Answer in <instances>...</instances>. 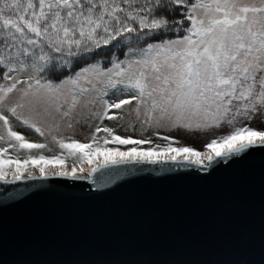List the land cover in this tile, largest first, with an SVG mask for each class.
<instances>
[{
    "label": "snow or ice",
    "instance_id": "obj_1",
    "mask_svg": "<svg viewBox=\"0 0 264 264\" xmlns=\"http://www.w3.org/2000/svg\"><path fill=\"white\" fill-rule=\"evenodd\" d=\"M81 105L83 141L61 134ZM257 114L264 0H0V264H264ZM42 203L97 210L108 251L20 258Z\"/></svg>",
    "mask_w": 264,
    "mask_h": 264
},
{
    "label": "water",
    "instance_id": "obj_2",
    "mask_svg": "<svg viewBox=\"0 0 264 264\" xmlns=\"http://www.w3.org/2000/svg\"><path fill=\"white\" fill-rule=\"evenodd\" d=\"M17 182L15 186L20 187ZM5 186L0 185V192ZM23 212L38 214L30 224H14L13 244L22 250L20 258L41 261L91 259L106 253L110 242L106 239L92 241L88 232L96 226L97 210L66 206L59 203H42ZM115 225L105 224L110 232Z\"/></svg>",
    "mask_w": 264,
    "mask_h": 264
},
{
    "label": "rangeland",
    "instance_id": "obj_3",
    "mask_svg": "<svg viewBox=\"0 0 264 264\" xmlns=\"http://www.w3.org/2000/svg\"><path fill=\"white\" fill-rule=\"evenodd\" d=\"M77 118L79 119V123H74V129L69 130L66 127L62 126L61 134L62 135H71L74 134L76 139H79L81 141L84 140V138L88 135V133L91 131L90 125H94L95 121H92L89 115V109L84 107L83 105L79 106L76 109ZM134 115L132 117L126 118L125 121L122 122V124H126L129 122V120H134ZM111 123L112 122H108ZM253 125L256 127H264V119L261 118L260 114H257L256 118L252 121ZM138 126V125H137ZM14 128L17 131L22 132L28 139L33 141L42 142V138H40L38 135H36L34 132H32L29 129H26L22 126L17 125L14 122ZM120 134H131V133H125L123 131V128L117 129ZM173 136H176L182 143L190 144L195 147H200L202 142L206 139L207 136L211 135V133H201V132H184V131H176L170 133ZM50 146L55 150L56 145L51 142L49 139Z\"/></svg>",
    "mask_w": 264,
    "mask_h": 264
}]
</instances>
